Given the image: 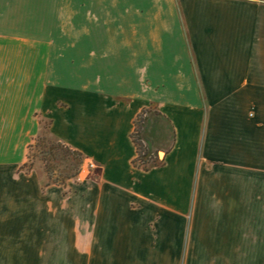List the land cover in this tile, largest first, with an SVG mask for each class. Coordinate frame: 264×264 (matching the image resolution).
<instances>
[{"label":"crops","instance_id":"1","mask_svg":"<svg viewBox=\"0 0 264 264\" xmlns=\"http://www.w3.org/2000/svg\"><path fill=\"white\" fill-rule=\"evenodd\" d=\"M36 1L0 0V15L42 16L40 111L101 177L92 213L48 214L52 241L23 264H264V0ZM149 105L172 140L146 172L131 135Z\"/></svg>","mask_w":264,"mask_h":264},{"label":"rangeland","instance_id":"2","mask_svg":"<svg viewBox=\"0 0 264 264\" xmlns=\"http://www.w3.org/2000/svg\"><path fill=\"white\" fill-rule=\"evenodd\" d=\"M232 5L227 0H181V6L195 10ZM41 17L37 13L0 15V264L26 263V249L41 248L45 242L52 241L43 230L48 214L90 215L93 210L88 201L91 188L101 177L91 160L84 158L83 165L79 166L80 157L67 162L60 148L56 150V158L44 156L40 146L32 153V172L21 171L29 162V147L38 137L47 140V150L51 143L58 146L59 142L51 131L50 118L40 111L44 91L43 45L48 44L45 40L49 38L39 20ZM194 17L202 18L201 15ZM198 49L202 51V48ZM245 97L204 96L213 104L242 102ZM147 108L149 111L144 115L136 138L151 154L152 163L157 155L164 159L172 135L164 138L162 132L151 133L160 113L155 105ZM254 113L253 109L249 110L248 117L252 118ZM159 125L160 129L162 125ZM165 125L164 130L169 129L168 124ZM91 164L95 168L85 177L84 172ZM67 166L76 177L67 181L66 186L51 185L50 191L48 187L44 188L46 184L61 181ZM54 190H58L57 193ZM50 199L60 200V205L51 210ZM65 240L67 238L59 241ZM66 247L69 250V245Z\"/></svg>","mask_w":264,"mask_h":264},{"label":"trees","instance_id":"3","mask_svg":"<svg viewBox=\"0 0 264 264\" xmlns=\"http://www.w3.org/2000/svg\"><path fill=\"white\" fill-rule=\"evenodd\" d=\"M148 111H149V108H146L139 114V116L137 117V119L135 121V130H134V132L131 135V138L133 140V143L136 146L137 154H138L137 158L133 161V165H134V167L142 169V170H144L146 172H149V171H151L153 169L161 168V167L165 166V159H160L159 155H157L156 161L151 163V160H150V159H152L151 154H149V152H147L145 150L144 144H142V142H140L136 138V135L139 133V129L141 128V124H142L144 115ZM46 143H47V140L45 138L38 137L37 140H36V143L34 145H30V147H29L30 156L28 158L29 162L25 163L22 166L21 171H26L27 173L32 172V170H33V166L31 164V160H32V157H33L32 153L39 146L43 148V152L42 153H43L44 156H54L56 158L57 157L56 150H57V148H60L61 151L64 153V156H65L67 162L70 161V159L73 160L77 156V157L81 158V160L79 162V166L83 165V160L85 158L83 156V154H81L80 152L71 150V148H69L65 144H62V142L60 140L58 142V146H55L53 143L48 142V143H51V146H50V148L48 150L46 149V146H45ZM48 151H50V152H48ZM66 169L67 170H66V172H65V174L63 176V179L61 181H55L52 184H46L44 186V188H47V187H49L51 185H55V184L56 185H60V186H66V182L67 181H69V180L73 179L74 177H76L75 174L71 173L72 170H71L70 166H67Z\"/></svg>","mask_w":264,"mask_h":264},{"label":"built area","instance_id":"4","mask_svg":"<svg viewBox=\"0 0 264 264\" xmlns=\"http://www.w3.org/2000/svg\"><path fill=\"white\" fill-rule=\"evenodd\" d=\"M95 168V165L94 164H91V167L90 168H88L84 173V175H85V177H88V176H90L91 175V171H92V169H94Z\"/></svg>","mask_w":264,"mask_h":264}]
</instances>
